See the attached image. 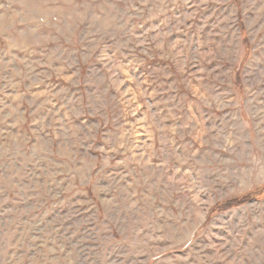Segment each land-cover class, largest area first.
<instances>
[{"label":"rangeland","instance_id":"rangeland-1","mask_svg":"<svg viewBox=\"0 0 264 264\" xmlns=\"http://www.w3.org/2000/svg\"><path fill=\"white\" fill-rule=\"evenodd\" d=\"M0 264H264V0H0Z\"/></svg>","mask_w":264,"mask_h":264},{"label":"trees","instance_id":"trees-1","mask_svg":"<svg viewBox=\"0 0 264 264\" xmlns=\"http://www.w3.org/2000/svg\"><path fill=\"white\" fill-rule=\"evenodd\" d=\"M244 197H242V198H240V199H234V201H228V202H223V203H220V204H217V205H215L214 207H213V209H212V211L213 212H218V211H224V209H223V207L225 208V209H227V208H232L234 205H233V203L234 202H236V201H238V200H241V199H243ZM230 203H232V205H228V204H230ZM244 203V202H243ZM243 203H241V204H243ZM241 204H239V205H241Z\"/></svg>","mask_w":264,"mask_h":264}]
</instances>
